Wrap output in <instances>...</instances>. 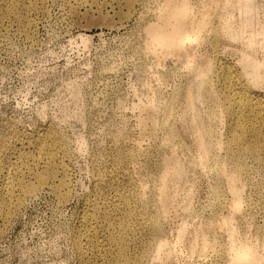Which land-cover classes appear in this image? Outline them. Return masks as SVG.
<instances>
[{"label":"rangeland","instance_id":"rangeland-1","mask_svg":"<svg viewBox=\"0 0 264 264\" xmlns=\"http://www.w3.org/2000/svg\"><path fill=\"white\" fill-rule=\"evenodd\" d=\"M130 2L128 8L120 0H71L77 13L70 15L65 0H49L44 8L30 14L28 28L4 19L0 9V149L19 148L23 155L36 157L40 162L29 165V169L32 173L43 172V152L48 151L38 141L52 126L66 142L68 158L58 177L62 182L60 188L70 192L69 199L60 203L49 187L40 186L23 202L9 222L0 227V264H81L73 233L78 228L82 198L93 191V163L97 161L105 170L109 161L123 163L133 157L138 175L149 184L150 174L156 171L148 165L147 157L159 158L170 145L168 131L162 125L176 128L173 135L184 144L185 159L190 160L185 166L191 191L186 194L193 198L196 213L186 215L187 221H214L226 212L214 169L202 170L193 163L194 141L177 123L185 106L182 95L191 82L192 69L183 67L170 55L156 63L144 52L145 27L156 21L158 0ZM217 45L225 47L224 60L249 78L248 57L234 49L237 45L250 53L247 47L226 38ZM206 47L202 58L205 63L209 60L208 68L214 61V50L210 43ZM169 67L174 68L173 72L158 77L155 69ZM261 86L264 92V84ZM150 97L157 111L154 125L144 119ZM165 107L170 108V115ZM197 107L203 114L220 111L212 108L209 99L200 100ZM218 153L222 155L221 150ZM250 176L252 184L245 181L242 197L254 199L255 205L249 211L243 203L240 213H245V218L238 223V229L249 238L262 241L264 166L251 170ZM33 181L32 175L24 184ZM125 186L105 187L104 193L123 191ZM251 186L258 188V192ZM145 195L149 197L148 193ZM174 224L170 219L169 225ZM141 230L139 226L133 233ZM105 236L98 235L103 246L88 258L87 264H107L112 258ZM130 251L133 258L135 249ZM217 255L211 249L205 257H188L183 252L176 262L219 264Z\"/></svg>","mask_w":264,"mask_h":264},{"label":"bare ground","instance_id":"bare-ground-1","mask_svg":"<svg viewBox=\"0 0 264 264\" xmlns=\"http://www.w3.org/2000/svg\"><path fill=\"white\" fill-rule=\"evenodd\" d=\"M48 1L0 0L2 17L28 28L30 14ZM120 1L130 8V0ZM65 7L68 14L77 13L71 0H65ZM157 7L156 21L145 27V51L142 50L156 63L170 55L183 67L192 69L191 82L182 95L185 106L177 123L194 141L193 163L202 170L214 169L226 212L214 221H187L186 215L195 212L193 198L186 194L191 191L185 166L190 160L185 159L184 144L173 135L176 128L162 125L168 131L170 145L159 158L147 157L148 165L156 171L150 174L149 184L138 175L133 157L123 163L109 161L105 170L97 161L93 163V191L82 198L78 228L73 233L76 255L81 264H87L88 258L103 246L98 235L104 233L106 249L112 254L107 264H178L177 257L183 252L188 257H205L210 249L218 254L219 264H264V240L251 239L238 229V223L245 218V213H240L243 203L249 211L255 205L254 199L242 197L245 181L252 184L250 171L264 166V92L260 89L264 84V0H158ZM224 38L250 51L237 45L234 48L248 57L249 78L224 60L225 47L217 45ZM207 43L214 50V61L208 68L209 60L205 63L202 58ZM196 61L199 63L193 66ZM173 69L157 68L155 72L161 77ZM203 99H209L219 113H200L197 106ZM154 103L150 97L143 121L156 122ZM165 110L171 114L169 107ZM45 135L38 141L48 151L43 152V172L32 173L29 169V165L40 162L36 157L23 155L19 148L0 149V227L40 186L49 187L60 203L70 197L69 191L60 188L58 177L68 158L65 139L52 126L47 127ZM7 164L10 166H4ZM32 175L34 181L24 184ZM122 184L127 185L123 191L104 193L105 187ZM251 188L258 192V188ZM170 219L175 222L173 226L169 225ZM139 226L142 230L134 234ZM131 248L135 249L133 258L129 256Z\"/></svg>","mask_w":264,"mask_h":264}]
</instances>
